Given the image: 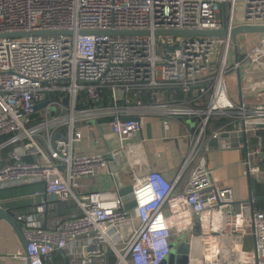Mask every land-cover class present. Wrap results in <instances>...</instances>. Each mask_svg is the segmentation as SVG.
Instances as JSON below:
<instances>
[{"label": "built area", "instance_id": "2783aa9c", "mask_svg": "<svg viewBox=\"0 0 264 264\" xmlns=\"http://www.w3.org/2000/svg\"><path fill=\"white\" fill-rule=\"evenodd\" d=\"M238 1L0 0V151L11 148L0 167V190L45 183L49 196L77 205L76 212L56 229H46L51 202L36 192L35 210L17 217L32 260L42 256L52 260L56 251H65L70 264H109V250L117 264H161L169 256L167 242L166 248H159L157 241L158 223L163 221L168 231L162 208L171 194L161 173L133 186L137 206L132 211H126L117 188L74 189L75 182L87 178L103 176L110 183L121 175V160L136 173L148 167L149 122L162 121L168 131L184 118L195 123L184 125L189 129L187 162L193 172L186 192L177 197L181 206L194 210L236 202L234 189L223 185L211 170L207 149L221 135L240 129L221 128L209 135L207 124L214 115L239 116L246 124L264 120V106L252 111L229 97L226 74L231 43L158 37L155 32L221 29L223 4L234 24L264 25V0H245L241 17ZM85 31L152 34L83 35ZM246 55L252 62L264 59V35ZM194 86L206 87L209 110L130 95ZM107 89L112 104L100 105ZM123 119L141 121L124 123ZM257 138L259 150L250 154L254 163L264 153V137L259 133ZM249 166L253 174L259 171L251 161ZM138 220L142 228L134 230L128 243L124 228ZM254 221L256 254L264 264V213L256 214ZM228 222L237 229V218L229 217ZM168 236L169 232L165 240ZM19 256L26 260L25 255Z\"/></svg>", "mask_w": 264, "mask_h": 264}, {"label": "crops", "instance_id": "0c3cea01", "mask_svg": "<svg viewBox=\"0 0 264 264\" xmlns=\"http://www.w3.org/2000/svg\"><path fill=\"white\" fill-rule=\"evenodd\" d=\"M258 36L262 37L254 34L241 35L237 44L231 42L233 60L226 74L229 97L241 104L243 95L245 106L252 111L255 110L254 108L264 106V95H262L264 82L253 76L254 70L260 72L262 69L260 64L263 63L261 62L263 59L252 62L251 57L246 55L251 41L256 40ZM254 37L255 39H252ZM238 61H242L241 65L235 68ZM204 88L194 86L189 90L178 89L184 90L189 95L184 102L191 106L195 99L208 97L210 100ZM210 104L209 101V106ZM239 111L238 108L237 112ZM235 117L237 119L232 122V129L227 130H241L243 127L244 119ZM190 120L192 119L184 118L180 122H174L169 131L165 129L162 121L147 123L145 150L150 162L149 166L139 168L136 173L121 160L122 170L125 166L129 170L126 174L124 170L121 172L122 180L125 185L134 186L137 182L147 181L151 174L161 173L170 185L171 194L162 208L169 232L166 239L170 250L167 256L170 257L169 264H260L256 254L254 219L256 214L264 213V209L257 200L254 189L257 179L264 180V161L261 155H258L254 163L250 159V154L259 150L260 142L257 136L260 131H264V120L247 122L248 149L247 145L237 138L234 143L231 142V146L226 144L228 146L225 147L226 145L223 146L224 143L220 142L217 143L218 148L207 150L211 170L223 185L234 189L236 202L218 208L198 207L194 210L181 206L177 199L178 195L186 192L193 172V165L187 162L191 149V141L186 137L189 129L184 127V125L193 127L188 122ZM194 132L199 133L197 130ZM196 137L198 138L199 135ZM233 144L238 146L233 147ZM250 161L253 168L259 169L256 174L250 171ZM93 179L98 185L95 190L116 189L114 179H110V183L103 176L99 177V180ZM106 184L108 185L105 186ZM7 191L8 189L0 190V205L16 219L19 215L32 213L35 210L38 201L35 196L37 191H40L44 198L49 199L51 203L45 221L46 229H56L61 220L70 218L77 210L74 202L64 203L56 200L55 196H49V188L45 183L17 187L12 193ZM232 216L238 221L236 230H233L228 222V218ZM132 227L133 231L141 229L142 222L138 220ZM127 238L128 243L133 239L132 235ZM20 254L25 255V250L18 235L10 224L0 220V264H28L27 258L23 259ZM107 254L109 264H117V257L109 255V251ZM62 256L61 264L70 262L67 255ZM33 264H55L54 254L52 260L42 256L33 259Z\"/></svg>", "mask_w": 264, "mask_h": 264}, {"label": "water", "instance_id": "95a60500", "mask_svg": "<svg viewBox=\"0 0 264 264\" xmlns=\"http://www.w3.org/2000/svg\"><path fill=\"white\" fill-rule=\"evenodd\" d=\"M223 9V27L218 30H209V31H202V30H161L156 31L155 35L158 37H177V38H210V39H221L226 40L229 43L232 41L237 44L239 41V37L241 35L246 34H254V35H264V25H251V24H234V22L231 20V17L228 15L227 10V4L222 5ZM50 35H56L57 33H49ZM62 34H71V32H63ZM83 35H99V34H111L113 36L123 35V36H150L152 34L151 31H118V32H108V33H100V32H93V31H85L82 32ZM13 37H17L19 35H12ZM174 89V88H172ZM161 91V90H160ZM241 105L244 104V98L242 95V101ZM48 102H45L38 106V109L44 108ZM140 119H123L124 123L129 122H137L139 123ZM247 130V124L244 121L242 131H234L232 133H225L220 136L219 140L213 141L208 149L212 150L213 148H218L217 143H224L223 146L226 144H230L231 142H235V139L240 138V142L247 145V149L249 147V136L246 132ZM236 144V143H235ZM234 146H238L235 145ZM226 145L225 147H227ZM207 149V150H208ZM264 161V153L261 155ZM112 169L116 172H118V169L115 167V165L112 166ZM114 181L116 184V188L119 191L123 203L125 205L126 211H132L137 206V203L135 201V194H134V187L133 186H127L124 184L122 177L120 174H116L114 177ZM56 200L57 197H54ZM0 220L6 221L8 224L12 226L16 234L18 235L24 250L25 255L28 261V264H33V260L31 258V255L29 253V241L26 239L23 224L17 221L15 217H13L7 210L3 209L0 205ZM124 232L127 236L133 235V227L132 225H127L124 228ZM62 253V255L66 256L65 251H59ZM109 255H113V252L109 250ZM173 258V257H172ZM170 257H166L161 264H169ZM67 264H70L68 261Z\"/></svg>", "mask_w": 264, "mask_h": 264}, {"label": "trees", "instance_id": "16d2710c", "mask_svg": "<svg viewBox=\"0 0 264 264\" xmlns=\"http://www.w3.org/2000/svg\"><path fill=\"white\" fill-rule=\"evenodd\" d=\"M111 91L109 89L104 91V99L100 102V105H110L112 104V100L110 97ZM130 95L132 97H139L144 98L148 97V100L150 101H156L157 99H161L162 101H168V102H177V103H183L188 99V94L181 89L174 88V89H168V90H161V91H135L130 92ZM209 98L205 97L202 99H195L194 102H192L191 106L195 109H207L209 106ZM211 102V101H210ZM93 105V103L91 104ZM237 117H229L227 115H214L212 116L207 124V130L208 134L211 135L215 130H219L221 128L226 129H232V122L236 120ZM260 135L264 137V131L259 132ZM256 143V141L254 142ZM11 148H4L0 151V167L4 165L7 162V155ZM264 169V165H263ZM255 194L257 197V200L261 203L262 209H264V180L260 181V179H257L255 182ZM63 256L59 252L54 253V261L55 264H61L62 263ZM113 263H115V259L112 260Z\"/></svg>", "mask_w": 264, "mask_h": 264}, {"label": "rangeland", "instance_id": "374dc122", "mask_svg": "<svg viewBox=\"0 0 264 264\" xmlns=\"http://www.w3.org/2000/svg\"><path fill=\"white\" fill-rule=\"evenodd\" d=\"M244 4H245V0H239L237 2V4H236L237 10H238V16L239 17H241L242 14L244 13V9H243L244 8ZM252 39H255V37L252 38ZM260 41H261L260 36H258V38L256 40H252L251 41V45H250L251 50L254 49L260 43ZM232 60H233V58H232V52L230 50L229 61H228V68H229V66H231ZM261 62H263V63L260 64V66H261L262 69L260 70V72H258L257 69H256V71L254 70L253 76L254 77H258L259 79H261L264 82V59ZM210 107H211V105L207 107V110H209ZM188 122L192 126H194V124H195L193 120H190ZM127 168L128 167L125 166L124 169H123L125 174L129 172V170ZM123 170H121V172ZM93 180L94 179L87 178V179H83V180H80V181L75 182L74 183V189H75V191L79 192V190H81V189H85L84 191H87V189H89V190H95V188L98 187V185H96ZM105 186H107V185H105ZM14 190H17V188L8 189L7 192L12 193V192H14Z\"/></svg>", "mask_w": 264, "mask_h": 264}, {"label": "bare ground", "instance_id": "6f19581e", "mask_svg": "<svg viewBox=\"0 0 264 264\" xmlns=\"http://www.w3.org/2000/svg\"><path fill=\"white\" fill-rule=\"evenodd\" d=\"M156 228L160 231L158 236L159 238L157 241L159 242L158 247L159 248H166V240L165 237L167 236L168 231H165V224L163 221L157 224Z\"/></svg>", "mask_w": 264, "mask_h": 264}]
</instances>
